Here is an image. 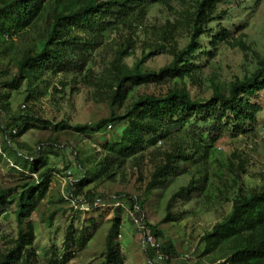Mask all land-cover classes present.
Segmentation results:
<instances>
[{
	"label": "trees",
	"instance_id": "obj_1",
	"mask_svg": "<svg viewBox=\"0 0 264 264\" xmlns=\"http://www.w3.org/2000/svg\"><path fill=\"white\" fill-rule=\"evenodd\" d=\"M176 1L185 2L0 0V62L8 59L17 70L16 75L0 81L2 155L13 160L15 168L22 173L37 175L36 179H21L17 187L21 188L20 192H14L12 188L0 189V219L14 201L17 223L16 235L9 241V246H0V264H66L78 249L85 248L89 242L84 231L77 240L68 234L67 255L63 258L49 253L42 258L35 247L36 224L32 215L47 197L49 173L56 169L50 165V159L59 157L58 152L65 145L59 135H52L42 141V148L33 151L19 140L35 128L33 121L53 126L51 120L40 117L30 105L33 90L46 83L47 75L64 76L53 88V93L65 94L69 86L73 85L74 90L82 83L89 89L95 88L92 93L95 97L105 92L113 108L125 106L135 88L167 86L160 94L139 95L123 114L114 110L96 123L73 125L62 121L54 129L68 130L69 136L76 133L92 136L105 134L109 127L127 124L122 133L116 134L113 130L99 141L102 153L98 160L84 156L81 148L67 146L76 163L66 165V169L76 166L75 172L82 173L81 178L69 182L66 188L71 202L69 211L107 197L96 189L86 190L91 184L116 182L118 175L124 178L129 169H132V175H138L136 194L119 192L112 198L118 203V208L106 235L104 264H125L121 244L117 241L125 205L131 213L143 217L145 227L162 240L164 251L169 256L166 264H172L175 258H183L162 225L178 222L184 217L185 211L174 212L180 201L190 202L203 196L210 198L208 164L217 145L229 138H258V129L264 118V103L258 99L264 94V56L252 51L244 36L236 39L223 25L234 0H192L182 11L174 7ZM254 1L259 4L262 0ZM243 2L246 0H237L234 4ZM156 6L179 13L180 19L153 27V41L145 43L149 51L144 47L143 55L130 67L126 59L136 55L137 34L141 30H149V26L146 27L148 16ZM212 25L214 27L210 29ZM182 28L189 31L190 41L181 49L179 33ZM31 29L36 37L10 56L13 48L17 49L14 37L27 34ZM114 34L120 40L108 42ZM206 38L210 41L202 55L210 57L209 60L215 58L222 44H226L244 52L252 51L257 63L256 71L228 85L213 80L209 97L193 96L185 80H194L198 75L200 69L192 58L201 50ZM103 48H111L112 56L109 65L97 72L91 66L93 54ZM160 52L172 56V60L157 70L146 67L147 60ZM69 76L71 80H68ZM22 87H26L24 104L20 111H14L10 92L19 91ZM167 141L171 142L167 148L158 147ZM148 146L155 149L151 154L147 153ZM24 148L31 151L29 155L22 154L21 149ZM147 154L151 164L149 174L145 173ZM252 164L250 157L237 149L232 150L227 158L225 169L233 185L225 188V192L219 191L225 196V201L231 203V211L201 237L197 248L198 261L207 257L213 259V264H264V168L254 176L260 183L248 187L245 180L253 176L249 173ZM181 174L190 175V181L167 200L162 219L152 223L150 212L158 213L166 198L164 190ZM229 191H232V196L226 195ZM61 196V201L65 202V197ZM46 221L51 224L52 215ZM147 255L149 264H152V255Z\"/></svg>",
	"mask_w": 264,
	"mask_h": 264
},
{
	"label": "rangeland",
	"instance_id": "obj_2",
	"mask_svg": "<svg viewBox=\"0 0 264 264\" xmlns=\"http://www.w3.org/2000/svg\"><path fill=\"white\" fill-rule=\"evenodd\" d=\"M237 0L231 3L229 17L223 20V25L231 30L236 39L245 38V42L251 47L252 51H256L264 56V0L257 4L254 0H246L240 5L234 4ZM192 0L176 1L173 5L178 11H182L185 7H189ZM179 18V13L168 12L166 8L156 6L151 9L148 16L149 30H141L137 34V50L134 57L126 59V63L131 67L137 58L143 55L145 43L153 41L152 28L159 27L165 24L168 20L174 21ZM214 26H210L212 29ZM21 36V37H20ZM15 36L16 48H13L9 54L12 56L18 49H22L26 44L31 42V39L36 37L33 29L27 34ZM31 36V37H30ZM189 31L182 28L179 33V48H184L190 41ZM113 39L119 41L120 37L114 34L108 40ZM210 39L206 38L202 42V48L193 56V61L200 69L194 80L186 78L189 88L192 90L193 96L211 95L212 81L229 84L237 78L243 79L247 75L253 74L257 69V63L254 59L252 51H242L240 48H233L229 45L222 44L214 59L202 55L204 49L209 45ZM146 51H149L146 49ZM111 48L99 49L93 54L92 68L101 72L105 69L111 60ZM9 58V57H8ZM172 60V56L167 53H158L153 55L146 62V67L157 70ZM17 70L14 65L5 59L0 62V81H6L12 75H16ZM64 76H46V83L41 84L32 92L33 99L30 105L34 108L37 114L45 119L52 121L53 126L41 124L33 121L35 128L29 130L19 140L21 143H26L33 151L43 147L42 141L47 140L52 135H59L60 141L63 143L61 150L58 152L59 157L50 159V165L56 169L49 173L50 185L47 192V197L39 204L38 209L33 213L32 219L36 224V241L35 247L39 250V255L43 258L45 253L50 256H58L63 258L67 255V235L71 234L77 240L81 237L82 231L85 232L89 239L85 248L78 249L73 258L66 264H104L105 240L108 234L112 220L115 217L118 203L112 201L113 197H117V193L125 192L127 194H136L135 183L138 175H132V169L127 170L125 177L118 175L116 182H104L102 184L93 183L86 190L96 189L98 193L104 194L107 197L100 199L99 204L96 202L88 203L83 208L76 207L74 211H69L70 205L69 192L66 190L69 182H74L82 177V173L75 172L76 166L71 169H66V165L76 163L75 156L72 154L71 148H81L83 155L92 157L96 160L100 159L102 148L99 141L105 136L110 135L113 130L116 134L122 133L127 124L121 127L108 128L105 134H93L85 136L84 134L68 135V130L58 131L54 126L62 121H68L73 125L96 123L102 118L110 115L111 112L123 114L126 108L135 101L139 95L145 93L160 94L165 91L167 86H143L132 90V93L122 108L110 107L108 96L105 92L97 97L92 93L95 88H87L82 83L78 84L73 90V85L69 86L65 94L53 93V88L60 84ZM72 77L69 76L68 80ZM61 89V88H60ZM9 90V89H7ZM26 87H22L19 91H11V102L14 111H20L24 104L23 92ZM259 101L264 103V94L259 96ZM264 114V113H263ZM264 119V118H263ZM261 120V126L258 129V138H238L226 139L221 144L217 145L209 159V172L211 187L208 190L210 198L203 196L199 199H194L190 202L180 201L174 208L175 213L185 211L184 217L178 222L166 223L162 227L167 231L174 244L179 248L183 255L181 259H173L172 264H213L212 258H204L198 261L197 248L201 237L204 233L210 231L213 226L222 221L231 211V203L225 201L219 189L226 191L233 185L232 180L225 169L227 158L234 149L243 151L250 157L253 163L249 167L250 175H253L250 180H245L248 187H254L259 180L254 177L258 175L264 168V120ZM171 142L159 144L158 147L167 148ZM20 150L19 147H16ZM155 149L148 146L147 153L151 154ZM3 141L0 136V189L12 188L14 192H20L21 188H17L21 179H36L37 175H30L28 172L22 173L16 169L13 160L6 159L2 155ZM32 151V152H33ZM22 154L29 155L31 151L26 148L21 149ZM146 155L145 173L151 171L150 155ZM35 157V156H34ZM15 169V170H13ZM71 172V173H70ZM32 176V177H31ZM191 176L181 174L166 190H164L166 198L162 202L158 213L150 212L152 223H158L164 216V207L167 200L181 186L187 185ZM28 181V180H27ZM63 195L65 202L61 201ZM227 196H232V191L226 193ZM51 207V208H50ZM123 207V205H122ZM150 207V206H148ZM16 204L13 201L9 206L7 213L0 219V246H9V241L15 237L17 231V223L15 219ZM151 209V208H150ZM66 211V212H65ZM52 215V223L49 224L46 220ZM138 214L131 213L128 206H124L121 214V227L118 229L119 236L117 241L121 244V251L124 257L125 264H149V258L146 251L142 247V235L136 223ZM70 244L73 245L72 241Z\"/></svg>",
	"mask_w": 264,
	"mask_h": 264
},
{
	"label": "built area",
	"instance_id": "obj_3",
	"mask_svg": "<svg viewBox=\"0 0 264 264\" xmlns=\"http://www.w3.org/2000/svg\"><path fill=\"white\" fill-rule=\"evenodd\" d=\"M98 205L100 200L95 201ZM139 227V231L142 235V247L147 254H151L150 262L152 264H166L169 261V256L164 251L162 240L156 238L151 229L145 227L143 223V217H139L136 220Z\"/></svg>",
	"mask_w": 264,
	"mask_h": 264
}]
</instances>
